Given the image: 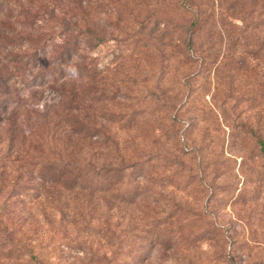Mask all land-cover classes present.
<instances>
[{
  "label": "rangeland",
  "instance_id": "obj_1",
  "mask_svg": "<svg viewBox=\"0 0 264 264\" xmlns=\"http://www.w3.org/2000/svg\"><path fill=\"white\" fill-rule=\"evenodd\" d=\"M124 1L141 18L159 9L149 43L124 26L54 86L0 85V170H22L0 178V264H264V75L250 68L264 14L207 0L191 41L176 0ZM62 86L77 94L71 115ZM118 164L117 189L72 182Z\"/></svg>",
  "mask_w": 264,
  "mask_h": 264
},
{
  "label": "trees",
  "instance_id": "obj_2",
  "mask_svg": "<svg viewBox=\"0 0 264 264\" xmlns=\"http://www.w3.org/2000/svg\"><path fill=\"white\" fill-rule=\"evenodd\" d=\"M208 1L176 0L175 10L188 17L181 24L187 28L191 41L210 17L212 5ZM256 7L264 14V0H250V10ZM134 11L133 6L124 0H0V65L9 71L0 85L7 86L9 90L11 77L18 81L32 77L54 86L69 75L81 73V69L71 66L76 58H83L89 64L92 50L109 40H119V32L124 26L133 28L132 35H135L138 28L141 31L149 28L160 13L157 7L149 5L143 18ZM145 34L149 43L152 34L146 31ZM263 62V45L250 48V68L263 69L264 75ZM48 66L50 68L45 69ZM83 69L84 74L94 71L89 66ZM55 90L62 103L68 101L69 115L75 113L78 105L76 92L65 86ZM43 121L44 135L58 139L59 133L63 132L54 129L58 121L49 113L43 115ZM42 137L40 135L39 138ZM258 143L264 153V140L259 138ZM124 168L126 165L118 164L115 168L105 167L98 171L77 170L72 182L81 190L91 189V192L99 187L105 191L117 189L125 175ZM13 171L22 172L0 170V178L4 180V174ZM93 184L99 186L92 188ZM105 261L106 264H117L114 258L105 257Z\"/></svg>",
  "mask_w": 264,
  "mask_h": 264
}]
</instances>
